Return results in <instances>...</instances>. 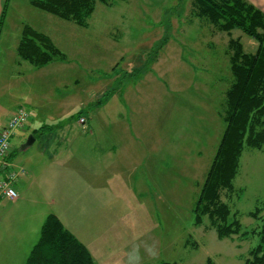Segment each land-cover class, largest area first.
<instances>
[{
  "label": "rangeland",
  "instance_id": "obj_1",
  "mask_svg": "<svg viewBox=\"0 0 264 264\" xmlns=\"http://www.w3.org/2000/svg\"><path fill=\"white\" fill-rule=\"evenodd\" d=\"M21 2L27 12L28 0H14L16 6ZM43 16L53 20L45 27L55 24L61 29L55 39L76 68L81 100L70 125L36 138L31 131L55 125L57 114L48 108L35 117L27 108L33 119L31 128L12 141L11 149L15 166L24 165L28 176L33 172L35 177L30 180L35 178L36 184L31 193L25 187L26 195L17 191L20 200L16 203L0 198V264H26L50 215L88 248L98 264H246L260 242L253 232L261 221L251 214L256 209L264 211V153L245 147L236 191L223 196L247 235L219 239L208 217L197 225L195 216L226 129L222 113L232 81L228 35L196 19L192 0H126L116 1L112 7L99 4L85 29ZM28 18L29 23L44 29L41 20L31 14ZM232 38L240 39L247 53L256 52L257 43L241 31H234ZM157 45L162 47L159 57L148 64ZM50 81H46L47 87ZM106 94L109 100L96 106ZM81 103L86 107L84 113ZM5 105L9 102L0 98V116ZM116 119L131 122L136 134L148 138L144 146L157 154L145 196H136L132 185L126 187L129 179L123 175L105 194L96 190L95 178V191L84 187L85 169L101 167L93 137L118 135L106 124ZM31 137L35 144L21 151ZM49 137L54 140L48 151L63 155L66 168L77 172L74 179L58 180L55 165L43 164L41 148ZM74 137L77 144L68 149L70 143L64 140ZM86 141L91 148L87 151L80 148ZM109 174L108 180L119 181L118 167L116 176Z\"/></svg>",
  "mask_w": 264,
  "mask_h": 264
},
{
  "label": "trees",
  "instance_id": "obj_2",
  "mask_svg": "<svg viewBox=\"0 0 264 264\" xmlns=\"http://www.w3.org/2000/svg\"><path fill=\"white\" fill-rule=\"evenodd\" d=\"M116 1L126 0H30V5L35 10L85 29L99 4L112 7ZM192 6L196 19L228 35L227 55L232 75L222 113L226 129L195 208L196 222L201 225L208 217L219 239L243 237L247 233L243 232L241 223L236 215H232L223 196L227 198L236 191L235 180L245 147L264 151V13L246 0H192ZM236 30L257 43L255 53H247L241 40L232 38ZM161 48L157 45L149 55L148 64L157 61ZM18 54L22 61L35 68L67 62V56L47 35L30 26H25L22 31ZM104 98L96 106H103L109 100L107 94ZM263 214L260 209L251 214L252 218L261 221L259 229L253 232L260 242L246 264H264ZM26 264H95V261L60 220L50 215Z\"/></svg>",
  "mask_w": 264,
  "mask_h": 264
},
{
  "label": "crops",
  "instance_id": "obj_3",
  "mask_svg": "<svg viewBox=\"0 0 264 264\" xmlns=\"http://www.w3.org/2000/svg\"><path fill=\"white\" fill-rule=\"evenodd\" d=\"M246 1L264 13V0ZM28 5L29 8H27L29 10L26 12L24 2H21L16 6L14 0H0V98L4 99L5 102H9V105H5L6 109H3V114L0 116V131L6 126L9 119L20 108L26 111L27 108H29L31 113L32 111L35 112L32 113L35 117L41 114V111L45 110V112H47L49 108L51 113L54 114L55 112L59 118L55 116L54 119L57 120L55 125L45 124L39 129L31 131L33 132L34 138H36L45 132L53 131L55 128L61 130L71 124L72 120L70 118L76 114V111L79 109L78 101L81 100L79 99V91L77 88L80 80L77 78L76 68L72 67L73 61L69 59L67 54L58 47L55 34L60 33L61 29L59 26L53 24L52 27H45L47 21L53 20H49V18L43 16L45 13L41 14L42 12L32 8L30 0H28ZM30 9H33V11H30ZM30 14L34 19L42 21L40 25L43 26L44 29H38L35 25L29 23L28 15ZM15 16H20L18 21L14 20ZM25 26H30L34 30L47 35L53 41L55 46L67 56V62H56L44 68H35L31 64L22 61L18 54V47L21 41L22 31ZM47 80H51L49 87L46 86ZM120 93L124 96L126 94V92L123 91H120ZM80 107L83 108L84 113V109L86 108L84 104L81 103ZM82 116H84V114ZM31 119L32 118L30 117L25 130L19 131V134H16L12 138L11 146L14 139H18L20 134L25 133L31 128L29 127L31 121H33V119ZM81 119L83 118L80 117L79 121H81ZM106 124L108 127H114L118 135L115 137L106 136L104 139L93 137L97 140L96 149L99 151L96 153V158H98V164L101 163L99 164L101 167H97L96 170H94V168H91L90 170L87 168L85 169L86 174L85 178H83L85 180L84 187L86 189L91 187V190L95 191V186L93 185V178H95L97 182L96 190L105 194V191H108L109 189L111 191L113 189L111 188L112 185L120 183L121 176L123 175L126 179H129L126 180V187L128 184L132 185L136 192V196H145L146 194L144 195V192L146 191V188H149L150 186L151 177L153 178L151 175L152 164L153 161L156 162L157 154H153L150 149L148 150L147 147L144 146L143 143L147 142L148 138L142 137L140 134H136L137 131H135L131 122L124 119H116L111 122L108 120L106 121ZM121 127H124V129H121ZM128 127L132 128L128 129ZM85 138L88 139V141L90 140L88 136H85ZM42 139H44V137ZM53 140V137L46 138L44 145L41 148V150L44 151L42 155L45 158H48L47 155L49 156L48 159L44 158L43 164L48 167L55 165L54 178L58 180L68 181L69 178H71V180L74 179L77 172L71 167L66 168L67 165L63 163L65 160L62 157L63 155L60 153L54 156L50 154V151H48V148L51 147L50 143H53ZM62 140L60 139L59 143H61ZM77 141V137L66 138L64 140L65 143H70V146L67 147L68 149H72L74 144H77ZM86 143L88 142L86 141L85 144L80 146V148L85 151L91 149L86 146ZM119 143L122 144L121 147L118 146ZM125 144H129L126 149ZM59 145L60 148H62L61 144ZM113 150H115V152L117 150V152H119V156L118 154L115 156ZM261 152L264 153V151ZM14 157L15 151L13 150L10 156V161L15 166L14 161L16 159H14ZM15 167L19 169L26 168L24 165L21 167ZM116 167H118L119 171L118 176L114 174V169ZM109 171V176L119 177L118 182L110 179L115 184L108 180ZM32 173L30 172V176H28L29 174L27 172L26 176H22L17 180L14 184L16 192L23 191V194L26 195V192L30 191L31 193L32 190H34L33 188L35 187L36 179L33 178L32 181L30 180V177H35ZM5 177V168L2 167L0 170V181ZM25 187L28 188L26 192H24ZM19 200L20 198L16 202ZM90 254L93 257V254ZM121 261L122 258L119 262ZM129 263L130 262H127V264ZM95 264H98L96 260Z\"/></svg>",
  "mask_w": 264,
  "mask_h": 264
},
{
  "label": "built area",
  "instance_id": "obj_4",
  "mask_svg": "<svg viewBox=\"0 0 264 264\" xmlns=\"http://www.w3.org/2000/svg\"><path fill=\"white\" fill-rule=\"evenodd\" d=\"M29 120L30 116L27 111L20 108L0 131V170L4 167L6 173V177L0 181V198L11 202H16L19 199L14 184L20 177L27 175L24 169L16 168L10 161L11 140L19 131L25 130ZM80 122L85 124L84 119H81Z\"/></svg>",
  "mask_w": 264,
  "mask_h": 264
},
{
  "label": "water",
  "instance_id": "obj_5",
  "mask_svg": "<svg viewBox=\"0 0 264 264\" xmlns=\"http://www.w3.org/2000/svg\"><path fill=\"white\" fill-rule=\"evenodd\" d=\"M35 139H33V137L30 138V140L28 141V143L22 147L21 151H26L29 148H31L34 145Z\"/></svg>",
  "mask_w": 264,
  "mask_h": 264
}]
</instances>
